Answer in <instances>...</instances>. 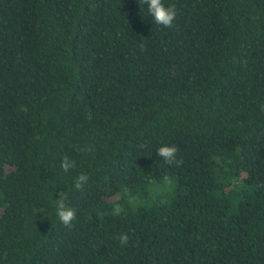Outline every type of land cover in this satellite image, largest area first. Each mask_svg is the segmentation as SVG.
Returning a JSON list of instances; mask_svg holds the SVG:
<instances>
[{
	"label": "trees",
	"instance_id": "16d2710c",
	"mask_svg": "<svg viewBox=\"0 0 264 264\" xmlns=\"http://www.w3.org/2000/svg\"><path fill=\"white\" fill-rule=\"evenodd\" d=\"M163 2L0 0V264H264V0Z\"/></svg>",
	"mask_w": 264,
	"mask_h": 264
},
{
	"label": "clouds",
	"instance_id": "9594fccd",
	"mask_svg": "<svg viewBox=\"0 0 264 264\" xmlns=\"http://www.w3.org/2000/svg\"><path fill=\"white\" fill-rule=\"evenodd\" d=\"M140 5H146L147 11L153 18L154 22L158 25H162L166 28H171L177 16L176 6H165L163 0H138ZM143 51L146 45L141 42L139 45ZM261 110L264 111V105L261 106ZM143 147V145H141ZM77 150L80 152L94 151L92 147H80L77 146ZM178 148L176 145H162L157 149V155L160 156L168 165L175 167H181L184 163L182 158H178ZM60 167L65 173L75 169L76 162L70 159L68 156H64L60 161ZM167 179V177H166ZM89 177L85 173H80L74 180L73 187L75 190H82L84 185L88 183ZM134 201V197H129V203ZM56 215L60 222L65 226L71 227L72 221L76 218V212L73 208L66 204V196L64 192L59 193V199L55 200ZM123 211L121 205L118 203L114 205L112 214L118 215ZM117 239L121 246L126 245L129 241L127 233L120 234Z\"/></svg>",
	"mask_w": 264,
	"mask_h": 264
},
{
	"label": "rangeland",
	"instance_id": "374dc122",
	"mask_svg": "<svg viewBox=\"0 0 264 264\" xmlns=\"http://www.w3.org/2000/svg\"><path fill=\"white\" fill-rule=\"evenodd\" d=\"M157 190H159V188H158V187H157ZM157 190H156V191H157Z\"/></svg>",
	"mask_w": 264,
	"mask_h": 264
}]
</instances>
